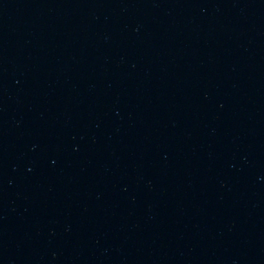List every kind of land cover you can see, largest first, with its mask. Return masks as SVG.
Listing matches in <instances>:
<instances>
[{"label":"water","instance_id":"95a60500","mask_svg":"<svg viewBox=\"0 0 264 264\" xmlns=\"http://www.w3.org/2000/svg\"><path fill=\"white\" fill-rule=\"evenodd\" d=\"M0 264H264V0H0Z\"/></svg>","mask_w":264,"mask_h":264}]
</instances>
